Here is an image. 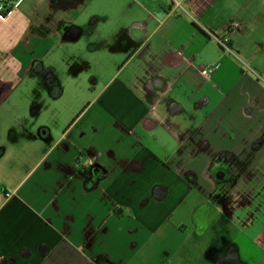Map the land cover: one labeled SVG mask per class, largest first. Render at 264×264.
Returning <instances> with one entry per match:
<instances>
[{
  "label": "crops",
  "instance_id": "obj_1",
  "mask_svg": "<svg viewBox=\"0 0 264 264\" xmlns=\"http://www.w3.org/2000/svg\"><path fill=\"white\" fill-rule=\"evenodd\" d=\"M0 264H264V0H16Z\"/></svg>",
  "mask_w": 264,
  "mask_h": 264
},
{
  "label": "built area",
  "instance_id": "obj_2",
  "mask_svg": "<svg viewBox=\"0 0 264 264\" xmlns=\"http://www.w3.org/2000/svg\"><path fill=\"white\" fill-rule=\"evenodd\" d=\"M15 2L16 0H0V16L7 14L12 9ZM211 36L223 51H226L228 53H233V51L230 49V46L228 45L227 37H217L214 35ZM215 69L216 66L203 67L201 68L200 73L203 76H209L214 72Z\"/></svg>",
  "mask_w": 264,
  "mask_h": 264
}]
</instances>
